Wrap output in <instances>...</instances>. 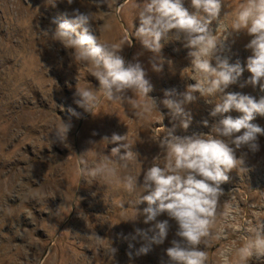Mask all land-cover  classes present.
I'll list each match as a JSON object with an SVG mask.
<instances>
[{"label":"rangeland","instance_id":"obj_1","mask_svg":"<svg viewBox=\"0 0 264 264\" xmlns=\"http://www.w3.org/2000/svg\"><path fill=\"white\" fill-rule=\"evenodd\" d=\"M145 3L0 0V264H174L166 250L180 239L178 225L166 213L159 215L156 220H168L169 229L163 242L152 241L149 229L155 221L144 223L142 213L148 205L138 203L145 194L143 174L154 163L167 162L159 142L169 130L181 137L211 133L220 117L210 112L220 96L194 93L197 99L185 105L191 115L187 129L180 118L172 117L162 101L182 99L200 74L191 65L190 49L171 33L161 40L162 65L134 36ZM247 4L248 0H223L220 16L209 28L223 42L221 55L244 69L226 92L259 99L264 92L248 83L251 73L246 66L252 55L246 45L252 37L246 30H233L241 6ZM183 6L196 13L191 0H183ZM76 9L91 13V27L101 43L122 46L118 54L126 66L141 64L156 108L131 90L114 101L101 96L91 111L77 103L76 88L99 95V81L92 75L98 69L79 60L78 49L74 52L52 36ZM128 34L131 44L125 42ZM128 97L136 99V107ZM225 115L238 118L242 113L232 110ZM63 123L69 129L66 136ZM252 123L264 128V117L257 115ZM114 133L127 134L137 154L130 161L112 157L109 167L117 172L110 182L82 175V167L90 169L104 155L111 156L118 146L111 142ZM258 144L255 152L236 149L243 163L221 184L214 223L199 245L207 253L206 264H264V256L253 254L246 261L247 253L239 251L264 228V135ZM126 177L138 180L134 190H126Z\"/></svg>","mask_w":264,"mask_h":264},{"label":"clouds","instance_id":"obj_2","mask_svg":"<svg viewBox=\"0 0 264 264\" xmlns=\"http://www.w3.org/2000/svg\"><path fill=\"white\" fill-rule=\"evenodd\" d=\"M92 2L100 6L104 0ZM67 3L71 5L73 0H67ZM191 5L196 13H190L183 6V0H146L139 12V25L134 30V36L160 59L161 65L164 62L160 56L161 40H166L170 33L176 40H183L185 47L190 49L191 65L200 74V79L188 87L182 99L166 98L162 101L173 118H180L184 129L191 121L185 105L197 99L194 93L198 92L202 97L220 96V102L210 112L212 117H220L212 125L211 133L181 137L169 130L159 142V147L166 151L167 162L164 166L154 163L143 174L145 194L138 203L146 202L148 205L142 213L144 223L155 221L149 229L153 232L152 241L163 242L169 229L168 220H156L159 215L166 213L178 225L176 235L180 239L173 240L172 246L166 250L174 264H206L207 253L199 245L209 235L214 223L217 203L223 193L221 184L229 180L227 173L243 163L237 158L236 149L246 147L250 151H258V137L264 135V128L252 123L257 115L264 117V96L256 99L238 92H226L230 85L237 83L244 69L238 62L231 64L227 57L221 55L223 42H218L209 28L212 21L220 16L223 0H191ZM91 21V13H81L76 9L72 18L59 23L52 34L54 40L66 48L74 52L78 49L79 60L92 62L98 69L92 75L99 81V95L89 88H76V95L80 97L77 103L91 111L101 96L114 101L131 90L135 96L142 95L151 100L156 108V102L148 95L153 90L152 85L145 78L141 64L128 63L126 66L118 54L122 46L101 43L98 35L93 33ZM233 30H246L252 37L246 45L252 52L246 65L251 73L248 83L253 87L259 86L264 92V0H248L247 5H242ZM130 35L125 38L129 44ZM154 69L160 71L161 67L154 65ZM128 100L137 106L136 99L128 97ZM232 110L242 115L238 118L225 115ZM203 123L205 126L208 124L207 121ZM63 124L62 131L66 136L69 129ZM122 141L126 143H120ZM111 142L118 144L111 149V156L104 155L103 160L90 169L82 167V175L110 182L117 172L116 168L109 167L113 163L112 157H117L118 161H130L137 154L132 150L134 144L128 141L127 134L114 133ZM121 148L125 149L123 155H120ZM137 183L138 180L132 177L124 180L128 191L134 190ZM239 251L247 253L246 261L253 254L264 256V228Z\"/></svg>","mask_w":264,"mask_h":264}]
</instances>
